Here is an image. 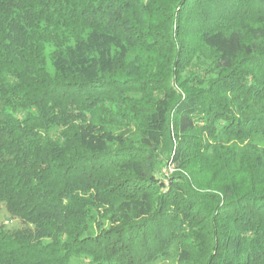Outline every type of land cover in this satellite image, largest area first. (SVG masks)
Listing matches in <instances>:
<instances>
[{
    "label": "trees",
    "instance_id": "obj_1",
    "mask_svg": "<svg viewBox=\"0 0 264 264\" xmlns=\"http://www.w3.org/2000/svg\"><path fill=\"white\" fill-rule=\"evenodd\" d=\"M261 143L264 0H0V264H264Z\"/></svg>",
    "mask_w": 264,
    "mask_h": 264
},
{
    "label": "rangeland",
    "instance_id": "obj_2",
    "mask_svg": "<svg viewBox=\"0 0 264 264\" xmlns=\"http://www.w3.org/2000/svg\"><path fill=\"white\" fill-rule=\"evenodd\" d=\"M48 53L52 51L51 47H48L47 49ZM212 60V54L204 49L202 52L198 54V56L193 60L192 65L187 67L182 73H181V79L189 78L192 74L197 75L199 74L201 79L208 81L209 79H212L215 77V74L212 72L210 68V63ZM140 98L139 95H131L129 96V99H136L138 100ZM116 133H126V142L127 145L131 144L135 147L139 145V134L135 130V128H132L129 133L126 132L125 129L118 128L115 130ZM260 147H264V143H261ZM164 158L163 154H159L158 156V163H157V175L158 177L162 178L163 183L167 184V177L172 175L175 172V169L173 166L169 165L166 166L162 163V160ZM0 225H3L4 228L8 231H14L19 228H21L20 223L18 220H12L8 216V214L5 212L4 208H0ZM152 264H178L176 261V256L174 254L170 255V257L166 260L159 259L156 262Z\"/></svg>",
    "mask_w": 264,
    "mask_h": 264
}]
</instances>
